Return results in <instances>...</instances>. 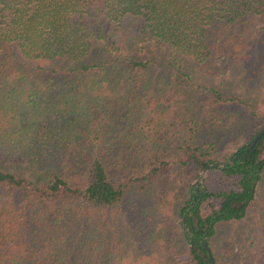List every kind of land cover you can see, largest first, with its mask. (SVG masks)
I'll return each mask as SVG.
<instances>
[{
	"label": "trees",
	"instance_id": "obj_1",
	"mask_svg": "<svg viewBox=\"0 0 264 264\" xmlns=\"http://www.w3.org/2000/svg\"><path fill=\"white\" fill-rule=\"evenodd\" d=\"M178 54L264 83V0H0V264H124L132 224L146 264H227L212 237L264 183V112ZM217 160L227 187L190 185ZM257 218L234 264H264Z\"/></svg>",
	"mask_w": 264,
	"mask_h": 264
},
{
	"label": "rangeland",
	"instance_id": "obj_2",
	"mask_svg": "<svg viewBox=\"0 0 264 264\" xmlns=\"http://www.w3.org/2000/svg\"><path fill=\"white\" fill-rule=\"evenodd\" d=\"M148 50H152L156 54H162L165 57H168L169 55L167 46L161 44L158 45L155 42H150L147 45L145 51ZM179 57H182V55H179ZM182 58L184 60H182L183 64L188 68L185 70H188L192 74L191 76L193 77L195 83H200L203 85H215L223 89L224 92L232 93L233 95L238 96L241 99L242 102L234 101L233 105L225 104L226 108H238L244 107L246 105L248 109L253 108L256 112H264V83L261 82L258 85L249 84L251 85V87L250 89H248L245 82L232 73L237 72L235 69L240 68L235 63H232L231 65V63L225 59L218 61L217 66L219 69H217V73L208 75L202 73L196 67L191 57L184 56ZM232 150H234V146L231 144H227L221 148V152L225 155L229 154V152ZM200 180H203V183L208 188L213 190H216L220 187H227L229 184L228 179H226L225 177H221L219 172L214 169L211 171L209 169L206 170ZM187 186L188 185H186V190H188ZM130 205V202L125 203L126 208H129ZM129 212L131 213L132 220L136 221L138 218L137 211L131 210ZM262 212H264V183L255 193V197L248 207L247 214L244 218L240 220H231V222H227L224 224L221 223L217 225L216 233L212 237V244L213 247H215L216 251H218L219 255V252H221V250L225 247L226 242L230 243L232 250L228 249V252L226 254L220 255L222 258H224V260H226L227 264H234L232 258L234 255L238 258L242 257L241 252H243V249L249 244L252 238V234L256 229V223H259L260 221L257 216L262 215ZM166 219L167 220L164 222L165 232L168 238L176 240L177 235L180 231L178 213L174 212ZM138 225L139 224H132L130 226V228H132V231H134L135 233H132V238L127 239L126 251L128 250V252L126 254L127 256L124 258V261H122L124 264H146V259H150V255H148L145 247L139 243L138 239L140 238V236L139 234H137ZM157 230L158 229H156V231ZM109 264H114V262Z\"/></svg>",
	"mask_w": 264,
	"mask_h": 264
},
{
	"label": "water",
	"instance_id": "obj_3",
	"mask_svg": "<svg viewBox=\"0 0 264 264\" xmlns=\"http://www.w3.org/2000/svg\"><path fill=\"white\" fill-rule=\"evenodd\" d=\"M264 133V125L253 135V137L250 139V144L253 145L255 143V141L261 137V135ZM232 159V157H231ZM223 164L222 161H209L204 169L201 171V173L198 175V177L191 183V185L193 186L195 183H197L202 176L204 175L205 171L208 170L211 166L213 165H217V166H221ZM202 244L205 247L207 253H208V260L210 262H214V258L211 252V248L210 246L205 242V240H202Z\"/></svg>",
	"mask_w": 264,
	"mask_h": 264
}]
</instances>
